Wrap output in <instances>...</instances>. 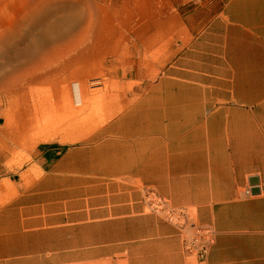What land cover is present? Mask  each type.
Instances as JSON below:
<instances>
[{"label":"crops","instance_id":"crops-1","mask_svg":"<svg viewBox=\"0 0 264 264\" xmlns=\"http://www.w3.org/2000/svg\"><path fill=\"white\" fill-rule=\"evenodd\" d=\"M91 1L109 30L79 37L76 110L0 174V264H264V0ZM191 224L214 234L204 260Z\"/></svg>","mask_w":264,"mask_h":264},{"label":"bare ground","instance_id":"bare-ground-1","mask_svg":"<svg viewBox=\"0 0 264 264\" xmlns=\"http://www.w3.org/2000/svg\"><path fill=\"white\" fill-rule=\"evenodd\" d=\"M86 1L22 0L15 4L12 0H1L0 4L2 3L3 5L1 11L2 8H5V10L0 13V27L5 33L0 34V48L11 45L19 49V41L22 38L29 37L30 35L36 38L33 42L26 44L24 50H17V54L13 55V60H15L19 67L14 68L13 71L11 70V73H4L0 78V94L2 95L1 98H4V101L8 97H15L25 87L28 88L32 83L43 80L46 75L54 72L51 66L57 63L58 59L62 56L68 55V52L74 46H79V37H84V35L91 31L109 30L106 7L100 4L94 7L91 6V9H93L91 11L87 7L88 3ZM98 14L102 16L97 20L98 17L96 18L94 15L97 16ZM45 17L50 18V20H45ZM64 35H66V39L69 38L64 45L61 44L60 47H56L48 52L37 51L38 49L50 46L51 43H47L49 39L54 38L57 43H60ZM10 36H15L18 41L9 43L1 40L2 38L8 39ZM18 57H20L19 63L16 60ZM77 63L78 60L72 58L65 65L63 68L66 72L65 80L77 78L79 74ZM73 89L75 95V86H73ZM22 102L26 104V116L21 124L23 128L28 129L33 125L28 109V97L24 98ZM77 102L78 100L75 97L74 103ZM9 105L13 109V113H15L18 109L16 100L12 99L9 101ZM4 125L5 127L11 126H9L8 119L5 120ZM11 127L16 128L15 120Z\"/></svg>","mask_w":264,"mask_h":264},{"label":"rangeland","instance_id":"rangeland-1","mask_svg":"<svg viewBox=\"0 0 264 264\" xmlns=\"http://www.w3.org/2000/svg\"><path fill=\"white\" fill-rule=\"evenodd\" d=\"M12 1L13 3L17 4L22 0ZM86 2L88 3L87 7L91 9L93 2L91 0H87ZM4 10L5 8H2V11L0 8V13ZM91 11H93V9H91ZM2 33L5 32H3L2 28L0 27V34ZM1 40L3 42L9 43L18 41L15 36H10L8 39L2 38ZM34 40H36V38L30 35L29 37L27 36L26 38H22L19 41V49L11 45L2 46L0 48V78L2 75H4V73H11V70L13 71L14 68L19 67L15 60H13V55L17 54V50H24L26 44L33 42ZM67 40H69V38L66 39L65 37H62L61 42L57 43L56 40L52 38L50 41L51 45L45 49L52 50L56 47L58 48L61 46V44L64 45V41ZM80 48V46H74V48L68 52V55L59 58L57 63H54L51 66L53 67L52 69H54V72L45 76L46 80L48 81L46 82V85L35 88V102L31 103V105L34 104L35 107L36 133H27V129L23 128L21 124L22 120H25L26 116V104H24L22 100L27 97L28 88L25 87L22 89V91L18 92L15 97H8L5 99V101L4 98H1L2 95L0 94V136L2 137V141L0 143V174L9 173L13 170H19L26 163L30 162L32 151L37 145L38 140L47 139L53 136L54 134L50 131L58 129L61 124L64 125V123L70 119L68 115L76 110L74 94L71 91L73 86L66 85V83L76 82L77 78L85 76L86 71L80 70ZM35 54L37 55V53ZM89 56L90 55H87V57ZM72 58L78 60L77 65L79 67V74L76 79L65 80L64 78L66 72L63 70V68L68 62H70V59ZM16 60L19 63L20 57H18ZM48 68L50 67L48 66ZM93 74L94 79H101L106 77L107 71L105 68L100 67L97 71L94 70ZM12 99H15L18 104V109L15 113H13V109L9 105V101ZM96 100L99 102L101 100V96ZM6 119L9 121V126H12L15 120L16 128L11 126L5 127L4 122Z\"/></svg>","mask_w":264,"mask_h":264},{"label":"built area","instance_id":"built-area-1","mask_svg":"<svg viewBox=\"0 0 264 264\" xmlns=\"http://www.w3.org/2000/svg\"><path fill=\"white\" fill-rule=\"evenodd\" d=\"M245 194L251 196L249 189L245 190ZM148 207L165 217L169 222L178 224L183 220L185 213L181 209H172L167 205V202L156 195L154 191H148L145 196ZM193 227L192 234L185 241L187 253L195 256L199 260H204L213 245L214 234L210 228L207 227Z\"/></svg>","mask_w":264,"mask_h":264},{"label":"water","instance_id":"water-1","mask_svg":"<svg viewBox=\"0 0 264 264\" xmlns=\"http://www.w3.org/2000/svg\"><path fill=\"white\" fill-rule=\"evenodd\" d=\"M249 185L251 186L250 193L251 195H258L261 193L260 188L258 187V182L255 180L249 182Z\"/></svg>","mask_w":264,"mask_h":264}]
</instances>
